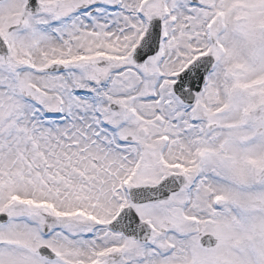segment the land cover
I'll return each instance as SVG.
<instances>
[{"label": "snow or ice", "instance_id": "obj_1", "mask_svg": "<svg viewBox=\"0 0 264 264\" xmlns=\"http://www.w3.org/2000/svg\"><path fill=\"white\" fill-rule=\"evenodd\" d=\"M0 264H264V0H0Z\"/></svg>", "mask_w": 264, "mask_h": 264}]
</instances>
